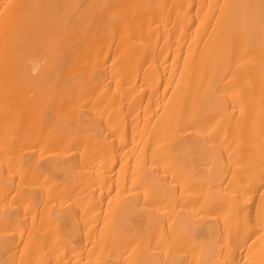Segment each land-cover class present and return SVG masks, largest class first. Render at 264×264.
Listing matches in <instances>:
<instances>
[{
  "label": "bare ground",
  "instance_id": "1",
  "mask_svg": "<svg viewBox=\"0 0 264 264\" xmlns=\"http://www.w3.org/2000/svg\"><path fill=\"white\" fill-rule=\"evenodd\" d=\"M0 264H264V0H0Z\"/></svg>",
  "mask_w": 264,
  "mask_h": 264
}]
</instances>
